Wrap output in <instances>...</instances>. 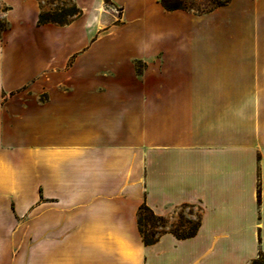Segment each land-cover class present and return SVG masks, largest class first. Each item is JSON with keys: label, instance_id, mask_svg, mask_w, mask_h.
<instances>
[{"label": "crops", "instance_id": "0c3cea01", "mask_svg": "<svg viewBox=\"0 0 264 264\" xmlns=\"http://www.w3.org/2000/svg\"><path fill=\"white\" fill-rule=\"evenodd\" d=\"M72 1L68 25L38 26L39 0H0V264L264 254V0L202 15ZM25 182L40 193L7 207ZM143 203L198 210L196 234L144 245Z\"/></svg>", "mask_w": 264, "mask_h": 264}, {"label": "trees", "instance_id": "16d2710c", "mask_svg": "<svg viewBox=\"0 0 264 264\" xmlns=\"http://www.w3.org/2000/svg\"><path fill=\"white\" fill-rule=\"evenodd\" d=\"M231 0H217L214 3L213 9L218 7L226 6L230 3ZM73 3V1H72ZM162 8L168 12L182 10L186 12H191L197 15H202L211 12L212 10H201L195 9L193 7H188L183 4L181 0H160L159 1ZM81 14V11L76 7L73 3L70 10L65 11L63 9H58L55 11H44L43 9L40 11L38 15L37 24L38 26L44 24H54L57 26H65L68 25L71 21H73L76 17ZM66 15L68 19L66 18ZM7 29V23L3 20H0V36ZM185 208V207H184ZM180 220L184 221L188 227H184L180 225L181 228L169 229L168 228V218L155 215L153 211L148 208L146 204H141L137 211V227L138 231L142 237V241L144 245L150 246L158 241L161 235L165 233L173 234L177 239H187L193 237L199 227V218L196 223L192 224L189 219L183 218L180 216ZM147 224L150 229L147 228ZM250 264H264V254L259 253L257 258L252 260Z\"/></svg>", "mask_w": 264, "mask_h": 264}, {"label": "rangeland", "instance_id": "374dc122", "mask_svg": "<svg viewBox=\"0 0 264 264\" xmlns=\"http://www.w3.org/2000/svg\"><path fill=\"white\" fill-rule=\"evenodd\" d=\"M42 4V9L44 11H55L58 9H63L65 11L70 10L72 6V0H39ZM184 5L188 7H193L195 9H198L199 11H209L213 9L214 3L217 0H181ZM0 10H3V8L0 6ZM66 18L68 19L67 15ZM260 47H263V44L260 43ZM137 70H141V66H136ZM17 181H27L25 178H17ZM40 193V186L39 185H33L29 183H18L14 184L12 183V200H8L7 207H11L12 209H16L18 207H26V204L30 203L26 200L28 196H31L32 194ZM24 196V197H23ZM39 202H34L32 207H36ZM183 216L184 220L189 219L192 224L196 223V221L199 218V212L198 210L194 208H181L180 210L176 211V214L168 219V228L169 229H175V228H181L180 225H183L184 227H188L184 221L180 220V216ZM147 228L150 229L149 225L147 224Z\"/></svg>", "mask_w": 264, "mask_h": 264}]
</instances>
